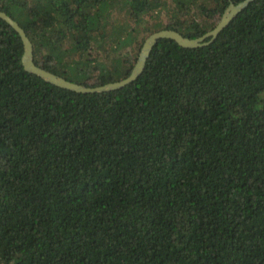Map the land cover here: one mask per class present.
I'll list each match as a JSON object with an SVG mask.
<instances>
[{"label": "trees", "instance_id": "16d2710c", "mask_svg": "<svg viewBox=\"0 0 264 264\" xmlns=\"http://www.w3.org/2000/svg\"><path fill=\"white\" fill-rule=\"evenodd\" d=\"M241 0H0L34 61L98 86L146 36ZM0 17V264H264V0L153 46L130 83L59 87Z\"/></svg>", "mask_w": 264, "mask_h": 264}, {"label": "water", "instance_id": "95a60500", "mask_svg": "<svg viewBox=\"0 0 264 264\" xmlns=\"http://www.w3.org/2000/svg\"><path fill=\"white\" fill-rule=\"evenodd\" d=\"M253 0H241L237 3L230 2L223 11L219 21L216 25L201 36L190 38L184 36L180 32L173 29H160L150 33L144 39L137 59L129 73L125 78L117 81H112L98 86H86L81 83L70 81L63 76H60L54 72H51L44 67L38 65L34 61L33 57V45L29 37L26 35L24 29L19 23L13 19L6 12L0 10V17L9 23L20 35L23 43V53L21 56V62L25 70L35 73L42 77L44 80L55 84L59 87L67 88L77 92H103L108 90H114L120 88L134 79L143 71L146 60L155 45V43L161 38H170L176 41L179 45L184 47H198L209 43L214 40L219 32L227 26V24L234 18V16L246 7Z\"/></svg>", "mask_w": 264, "mask_h": 264}]
</instances>
